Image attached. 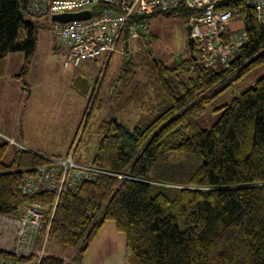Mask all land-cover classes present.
I'll return each instance as SVG.
<instances>
[{
    "label": "trees",
    "instance_id": "1",
    "mask_svg": "<svg viewBox=\"0 0 264 264\" xmlns=\"http://www.w3.org/2000/svg\"><path fill=\"white\" fill-rule=\"evenodd\" d=\"M30 1L0 0V60L22 52L24 68L35 48L36 27L24 16ZM218 8L243 17L246 43L237 56L221 70L196 64L195 51V59L174 66L158 58L150 61L169 106L133 128L102 121L90 163L130 179L101 174L76 192L63 193L46 241L74 255L84 253L111 222L142 264H264V76L215 109L221 115L209 130L197 124L211 100L264 64V29L245 0H221ZM151 16L186 23L189 15L178 9ZM146 17L132 16L123 39ZM164 76L174 79L172 85ZM134 78L133 72L118 98ZM10 149L0 138V215L15 217L32 202L51 205V194L28 198L18 191L23 174L49 161ZM40 232L44 238L45 231ZM1 256L12 264H69L35 250L28 256L0 250Z\"/></svg>",
    "mask_w": 264,
    "mask_h": 264
},
{
    "label": "rangeland",
    "instance_id": "2",
    "mask_svg": "<svg viewBox=\"0 0 264 264\" xmlns=\"http://www.w3.org/2000/svg\"><path fill=\"white\" fill-rule=\"evenodd\" d=\"M24 16L36 27L35 48L27 67L24 68L22 52L0 60L3 71L0 75V138L2 141L3 137L15 139L17 146L10 147V153L20 148L46 159L72 156L74 162L87 165L97 152L98 127L102 121L115 119L123 126L133 128L169 106L167 97L156 85L158 74L150 69V61L158 58L174 66L181 62L175 58L176 54H189L181 19L146 17L143 37L127 40V54L122 46H118L108 62L100 56L88 59L78 67L65 68L66 47L48 31L51 15L42 18ZM231 25L232 28L222 33L225 43L231 33L242 29L243 17L234 15ZM145 39L153 58L147 53ZM237 54L238 51H234L233 58ZM182 57L184 55L180 59ZM213 66L221 70L226 64ZM133 72L134 80L118 98L117 93ZM178 72L181 76L183 70ZM263 76L264 64L222 91L197 120L199 128L209 130L221 115V110L215 109L229 104L232 98L253 87ZM164 79L170 85L174 80L170 76H164ZM4 227L12 229L1 215L0 237ZM12 243L11 251L15 237ZM33 248L40 254L61 257L69 264H142L126 247L123 234L118 233L111 222L103 225L84 253L74 255L70 248L46 241L39 231L35 233Z\"/></svg>",
    "mask_w": 264,
    "mask_h": 264
},
{
    "label": "built area",
    "instance_id": "3",
    "mask_svg": "<svg viewBox=\"0 0 264 264\" xmlns=\"http://www.w3.org/2000/svg\"><path fill=\"white\" fill-rule=\"evenodd\" d=\"M221 0H31L26 6L30 17L42 18L47 15L79 13L89 11L84 19L57 22L52 21L48 31L52 37L66 47L63 66L78 67L88 59L100 56L108 58L117 51L123 42L136 39V29L144 28L141 21L130 30L124 40L127 22L132 16L146 17L157 13L183 9L188 13L184 26L190 27L188 37L193 40V52L196 64L212 67L216 63L228 65L233 59L234 51L246 43L244 25L240 31L235 30L225 43L223 32L230 28L231 21L238 11L219 9ZM247 8L255 15L257 25L264 29V0H245ZM236 34L237 36H234ZM176 54L181 61L188 59L185 52ZM10 147H16L13 138L3 137ZM46 159V158H45ZM50 164L41 166L33 174H23L18 184V191L31 198L38 194L53 195V203L44 205L32 202L20 208L15 217L3 216L5 223L15 228V246L13 254L28 256L33 252L35 233L45 231V240L50 228L59 198L63 193H73L86 182H94L98 177L111 173L94 168L91 164L81 165L74 162L72 156L64 159H47ZM119 179H130L127 175L111 174ZM38 263V262H37ZM0 264H12L0 257Z\"/></svg>",
    "mask_w": 264,
    "mask_h": 264
},
{
    "label": "water",
    "instance_id": "4",
    "mask_svg": "<svg viewBox=\"0 0 264 264\" xmlns=\"http://www.w3.org/2000/svg\"><path fill=\"white\" fill-rule=\"evenodd\" d=\"M90 12L89 11H84V12H79V13H65V14H54L51 15V21H57V22H66V21H72V20H78V19H84L86 17H89ZM185 31H186V41H187V46H188V50L191 53V57L193 58L192 52H193V40L192 38L188 37L190 34V27L189 26H185ZM137 34L139 35V37H143V33L140 29H136ZM123 49L124 52L127 54L128 52V42L124 41L123 42ZM145 45H146V49H147V53L150 57L153 58L152 55V51L149 47V42L148 40L145 39ZM126 58H128V56L126 55ZM153 61L156 62V58H153ZM113 121L115 123H117V120L113 119Z\"/></svg>",
    "mask_w": 264,
    "mask_h": 264
},
{
    "label": "crops",
    "instance_id": "5",
    "mask_svg": "<svg viewBox=\"0 0 264 264\" xmlns=\"http://www.w3.org/2000/svg\"><path fill=\"white\" fill-rule=\"evenodd\" d=\"M232 25H230V28L233 27ZM236 26H234V27H236ZM78 164H81V163H78ZM11 227H12V229L4 227L3 230L1 231V237H0V250L1 251L12 252L11 251V248H12V245H13L12 242H14V237H15L14 232H15V228H14V226H11ZM8 234H10V235L8 236ZM7 236H8V239H7ZM1 257H3V256H1Z\"/></svg>",
    "mask_w": 264,
    "mask_h": 264
},
{
    "label": "bare ground",
    "instance_id": "6",
    "mask_svg": "<svg viewBox=\"0 0 264 264\" xmlns=\"http://www.w3.org/2000/svg\"><path fill=\"white\" fill-rule=\"evenodd\" d=\"M109 59V58H108ZM50 195V194H49Z\"/></svg>",
    "mask_w": 264,
    "mask_h": 264
}]
</instances>
